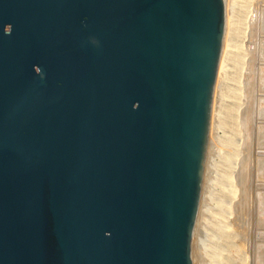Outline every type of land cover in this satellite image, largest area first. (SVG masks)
<instances>
[{
  "label": "water",
  "instance_id": "95a60500",
  "mask_svg": "<svg viewBox=\"0 0 264 264\" xmlns=\"http://www.w3.org/2000/svg\"><path fill=\"white\" fill-rule=\"evenodd\" d=\"M224 0H0V264H192Z\"/></svg>",
  "mask_w": 264,
  "mask_h": 264
},
{
  "label": "rangeland",
  "instance_id": "374dc122",
  "mask_svg": "<svg viewBox=\"0 0 264 264\" xmlns=\"http://www.w3.org/2000/svg\"><path fill=\"white\" fill-rule=\"evenodd\" d=\"M224 3L228 26L213 91L192 264H253L257 248H264V228L258 226V215L254 219L255 213L264 217L259 208L256 212L257 197L258 203L264 201V0ZM245 163L250 169L244 188L238 173ZM243 192L245 234L236 230L234 216ZM256 237L262 238L259 245Z\"/></svg>",
  "mask_w": 264,
  "mask_h": 264
},
{
  "label": "bare ground",
  "instance_id": "6f19581e",
  "mask_svg": "<svg viewBox=\"0 0 264 264\" xmlns=\"http://www.w3.org/2000/svg\"><path fill=\"white\" fill-rule=\"evenodd\" d=\"M238 1V0H237ZM240 2V1H239ZM245 2V1H244ZM235 3H236V1H235ZM235 5L233 4V7H234ZM240 6V5H239ZM236 7V6H235ZM238 7V6H237ZM236 7V8H237ZM237 9H239V8H237ZM233 10V9H232ZM240 10V9H239ZM238 11V10H237ZM233 12V11H232ZM264 12V11H263ZM239 13V12H238ZM233 14H234V12H233ZM235 15V14H234ZM239 17V16H238ZM233 18V17H232ZM231 18V19H232ZM233 20V19H232ZM231 21V20H230ZM229 21V22H230ZM234 21V20H233ZM232 22V21H231ZM234 23V22H233ZM233 23H232V25H233ZM229 24H231V23H229ZM224 33H223V43H222V47H221V54H220V59H219V63H218V65H220V63L222 62V53L224 52V41H225V39H226V28H227V26H228V20H227V18H226V21H225V23H224ZM235 46V45H234ZM262 131V130H261ZM264 131V130H263ZM263 133V132H262ZM264 158V157H263ZM263 161V160H262ZM247 163H245V164H243V165H240L241 166V168H240V173H238L239 174V181H240V183L243 185V187L245 188V186H246V182L248 181V171H249V169H248V166L246 165ZM260 165H263V164H259V166ZM263 171V170H262ZM262 174H260V176H261ZM264 180V179H263ZM260 182V181H259ZM262 182V181H261ZM263 189V188H262ZM259 190V189H258ZM244 191H245V189H244ZM259 194V193H258ZM257 194V195H258ZM245 196H246V193L245 192H243L242 193V199H241V201H239L238 203H236V205H235V209H234V216H235V223H236V230H238V232L239 231H241L240 233L241 234H245V229H246V223H247V214H248V208H247V204H246V198H245ZM262 196V195H261ZM255 198V197H254ZM258 198V200H260L259 199V197H257ZM258 200H257V202H256V207H257V210H256V207H255V210H256V212L260 209V212L262 213V215L264 216V201L263 202H261V204L260 203H258ZM264 200V199H263ZM259 208V209H258ZM254 212V211H253ZM259 212V211H258ZM256 214V216H255V220H256V218H257V215H258V218H257V222H258V224L259 223H261L262 224V226H260V225H258L259 227H260V230H262L263 228H264V217L263 218H261V217H259L260 215H259V213H255ZM253 215V214H252ZM249 218V217H248ZM258 227V228H259ZM254 228H255V225H254ZM258 228H256V229H258ZM249 229V228H248ZM264 230V229H263ZM243 232V233H242ZM260 232V234H262L261 233V231H259ZM258 232V233H259ZM193 235V234H192ZM254 236V235H253ZM261 237H263V241H264V235L262 234V236ZM261 237H256L257 239H262ZM257 241V240H256ZM255 241V242H256ZM262 241L260 240V242H258V245H259V243H261ZM243 243V242H242ZM262 243H264V242H262ZM256 245H257V242L255 243ZM255 245V246H256ZM242 246V245H241ZM254 246V247H255ZM261 246V245H260ZM263 246V245H262ZM262 246L258 249L257 248V251L255 252V251H253V252H255V255H254V258H253V264H264V248H262ZM259 247V246H258ZM254 249H256V248H254Z\"/></svg>",
  "mask_w": 264,
  "mask_h": 264
}]
</instances>
